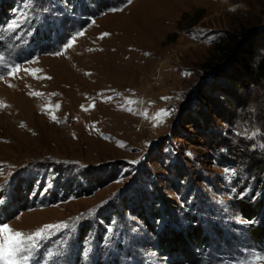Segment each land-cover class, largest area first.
Here are the masks:
<instances>
[{
    "label": "rangeland",
    "instance_id": "rangeland-1",
    "mask_svg": "<svg viewBox=\"0 0 264 264\" xmlns=\"http://www.w3.org/2000/svg\"><path fill=\"white\" fill-rule=\"evenodd\" d=\"M229 36L261 53L264 0H0V222L67 225L21 264H264V81L205 64Z\"/></svg>",
    "mask_w": 264,
    "mask_h": 264
},
{
    "label": "trees",
    "instance_id": "trees-1",
    "mask_svg": "<svg viewBox=\"0 0 264 264\" xmlns=\"http://www.w3.org/2000/svg\"><path fill=\"white\" fill-rule=\"evenodd\" d=\"M212 60L211 63L207 61L205 64L208 69L218 72L217 70L222 67H231L233 73L237 76L240 74H246L251 77L252 83H260L264 81V48L261 53H257L254 49L249 47L244 48L242 40L237 39L233 36H229L226 39L220 40L212 50ZM229 85L238 89L240 83L237 81H230ZM205 95H201L200 100H204ZM235 115L231 116L232 120ZM259 119L264 123V111L260 112Z\"/></svg>",
    "mask_w": 264,
    "mask_h": 264
},
{
    "label": "snow or ice",
    "instance_id": "snow-or-ice-1",
    "mask_svg": "<svg viewBox=\"0 0 264 264\" xmlns=\"http://www.w3.org/2000/svg\"><path fill=\"white\" fill-rule=\"evenodd\" d=\"M82 34L83 33H81V35ZM103 35L109 34L105 33ZM68 47H72V44H68ZM19 70L20 69H16V71ZM47 78L50 79V77ZM162 99L167 98L162 97ZM56 107L58 108L59 105ZM169 114L170 110L161 109L157 113L156 118L162 123V118ZM52 119L55 120L56 117L53 116ZM23 126L24 125L21 124V127ZM3 167V163H0V169ZM65 227H67V225L63 223L44 225L32 233H23L12 229L8 223L0 222V264H21L22 261H28L30 259L29 253L38 247L40 241L46 239L53 230ZM262 259H264V255L257 257V261Z\"/></svg>",
    "mask_w": 264,
    "mask_h": 264
},
{
    "label": "bare ground",
    "instance_id": "bare-ground-1",
    "mask_svg": "<svg viewBox=\"0 0 264 264\" xmlns=\"http://www.w3.org/2000/svg\"><path fill=\"white\" fill-rule=\"evenodd\" d=\"M142 40V39H141ZM120 49V48H119ZM138 66V65H137ZM100 67H102V65H100V66H98V68H100ZM109 68V66L106 64V63H104V66H103V68ZM133 68V67H132ZM95 71V70H94ZM97 72V71H96ZM89 73V72H88ZM102 73V72H101ZM90 74V73H89ZM98 74V73H97ZM116 84V83H115ZM124 85V84H123ZM90 86V85H89ZM118 86V85H117Z\"/></svg>",
    "mask_w": 264,
    "mask_h": 264
}]
</instances>
